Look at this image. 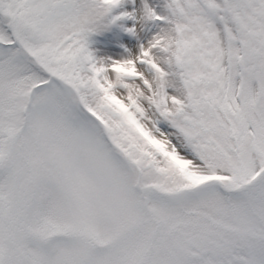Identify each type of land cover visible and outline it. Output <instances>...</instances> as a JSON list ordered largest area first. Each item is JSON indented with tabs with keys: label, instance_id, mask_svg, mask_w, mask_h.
I'll return each instance as SVG.
<instances>
[{
	"label": "rangeland",
	"instance_id": "rangeland-1",
	"mask_svg": "<svg viewBox=\"0 0 264 264\" xmlns=\"http://www.w3.org/2000/svg\"><path fill=\"white\" fill-rule=\"evenodd\" d=\"M48 0H0V264L243 261L264 186L184 187L68 65Z\"/></svg>",
	"mask_w": 264,
	"mask_h": 264
},
{
	"label": "snow or ice",
	"instance_id": "snow-or-ice-1",
	"mask_svg": "<svg viewBox=\"0 0 264 264\" xmlns=\"http://www.w3.org/2000/svg\"><path fill=\"white\" fill-rule=\"evenodd\" d=\"M88 92L188 183L264 186V0H48ZM264 264V235L240 261Z\"/></svg>",
	"mask_w": 264,
	"mask_h": 264
}]
</instances>
